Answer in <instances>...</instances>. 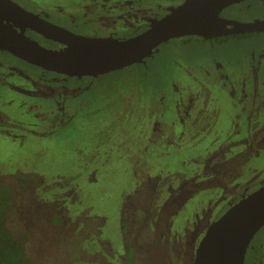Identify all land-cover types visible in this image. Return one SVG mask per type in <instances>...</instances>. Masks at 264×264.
<instances>
[{
  "label": "rangeland",
  "instance_id": "rangeland-1",
  "mask_svg": "<svg viewBox=\"0 0 264 264\" xmlns=\"http://www.w3.org/2000/svg\"><path fill=\"white\" fill-rule=\"evenodd\" d=\"M14 1L60 24L64 10L66 25L88 35L108 31L121 38L133 30L99 25L94 16L114 9L100 0ZM233 9L228 14L237 20L262 18L264 0H245ZM50 81L88 85L66 95L78 110L62 125L42 118L52 95L36 88ZM174 106L182 113L190 106L191 123L174 120ZM147 107L154 116L137 118ZM0 118V175L14 197L6 226L26 237L32 259L40 264H191L188 252L216 214L264 182L262 143L239 158H246L247 173L220 175L204 170L203 160L211 151L243 150V138L264 136V32L225 44L171 39L139 62L96 79L52 73L0 50ZM16 170L35 173L33 184L19 188ZM188 177L186 192L179 191ZM55 214L59 223L51 219ZM263 236L264 226L251 241L250 255L257 262ZM130 247L136 253L128 263Z\"/></svg>",
  "mask_w": 264,
  "mask_h": 264
},
{
  "label": "water",
  "instance_id": "water-1",
  "mask_svg": "<svg viewBox=\"0 0 264 264\" xmlns=\"http://www.w3.org/2000/svg\"><path fill=\"white\" fill-rule=\"evenodd\" d=\"M236 1L182 0L168 6L160 18H150L146 30L121 40H103L75 34L13 0H0V49L47 70L93 77L137 63L171 39L264 31V19L237 22L218 16L222 8ZM8 21L19 31L8 28ZM24 27L64 47L46 48L28 38ZM263 225L264 184L214 217L197 245L192 264H243L250 240Z\"/></svg>",
  "mask_w": 264,
  "mask_h": 264
},
{
  "label": "flooded vegetation",
  "instance_id": "flooded-vegetation-1",
  "mask_svg": "<svg viewBox=\"0 0 264 264\" xmlns=\"http://www.w3.org/2000/svg\"><path fill=\"white\" fill-rule=\"evenodd\" d=\"M89 1H94V0H89ZM181 1L182 0H100L99 3H101L102 5H108V7L106 9H109L110 6H113V5H114V9L109 10V13H111V15L108 13H104V10H102V15L94 16V19H97V22L99 25H102V27L103 26H111V25L121 27L122 31H127V29H129V28L133 29L131 35L123 36L121 38L111 37L110 36L111 32H108V31H106V33H104L102 35H99V34L88 35L85 33L77 32V31L69 28L66 25L69 17L67 19L65 18L67 15L65 14L64 10H61L59 12L60 16L64 20L63 23H61V24L57 23L55 21H51L45 17H42V16L41 17L43 19H46L49 22H52L56 25L64 27V28H66V29L70 30L71 32L78 34V35H82V36L90 37V38H95V39H103V40H121V39L132 37V36L142 32V31L146 30L147 29L146 25H147L148 20L150 18H160L161 16H163L164 14H166L168 12V10H167L168 6H175V5L179 4ZM242 1H245V0H238L232 4L225 6L224 8H222L219 11L218 16L221 18L227 19V20H234L237 22H251L254 20H258V19H264V17H262V18L260 17L258 19H254L251 21H241V20H237V19L231 17L230 14H228V13H232L234 11L233 8H235V6L239 3H241ZM29 5L30 4H26L25 6L27 7ZM20 6H22V5H20ZM22 7L24 9L28 10L24 6H22ZM83 10H85V9H83ZM93 10H94V6L91 5L89 8V14L92 15ZM157 11H158V13H157ZM72 13H73V11H72ZM81 13L82 12H80L78 14V16L83 17L81 15ZM83 15L85 16L86 12H84ZM107 22H109L111 25H105V23H107ZM6 24H7L8 28H10L11 30H16L17 32L19 31V27L16 26L15 23L8 21ZM63 24H64V26H63ZM227 26L229 27V25H227ZM23 32L28 38H30L33 41L38 42L40 45H42L46 48L60 49V48L64 47L62 43H59V42L53 41L51 39L45 38L42 35L38 34L37 32H34L33 30H31L28 27H24ZM262 32H264V31L222 34V35L214 36L211 38H199V37H195V36H186L184 38V40H189L190 38H193L196 40L210 41L212 43L214 42L216 44H220V43L225 44V42L230 38L241 37V36H245V35H252V34H257V33H262ZM0 50H2V49H0ZM2 51H5L8 54H11L10 52H8L6 50H2ZM262 53H263V49L261 48L258 51V55L260 56V55H262ZM11 55L14 56L15 58L21 60V61H24L23 59H20L13 54H11ZM24 62H26V61H24ZM26 63L33 65V66H36V65L31 64L29 62H26ZM36 67H39V66H36ZM39 68H41L43 70H47V69H44L42 67H39ZM18 71L20 73H22L20 70H18ZM47 71H50V72L56 73V74L69 76V77H72V76L73 77H87L89 79H92V78L96 79V78L106 74V73H104V74H100V75L93 76V77L87 76V75H82V76L71 75L70 76L68 74L58 73V72H54L51 70H47ZM110 72H114V71H110ZM110 72H108V73H110ZM55 83H57V82H51L50 81L46 85H37L38 87L36 89L38 91H43V93H44V87H45L46 88L45 92L51 93V95H52V99H51L52 102L50 101L48 104L43 105L42 118H44L45 120H48V119L52 120V121H49L50 123L55 121V125H62L65 121L69 120L73 116L74 112H76L78 110V107H77V109H75V111H74V107H72L70 105L69 100H68V98H70V97H66V95H69V94L72 95V94H76V93L79 94V93L83 92L84 90H86L88 85L87 84L77 85L74 82H72L73 84H69V85H56ZM48 105H51V106H48ZM187 108H189V109L185 110L182 113V111H180L178 108H176L174 106V111H175L174 120L178 121V119H180L182 121L184 120L185 122L187 121L188 123H191V119H192L191 115L193 114V112L189 111L190 106H188ZM47 109H50V111L44 112V110L48 111ZM146 109H147V111L137 112L136 117L137 118H145V116L148 114H152L154 116V111H153L152 107H147ZM199 119H200L199 111L198 112L195 111L194 122L197 123L199 121ZM174 123H177V122H174ZM151 125L153 127V130L158 125V122H156L154 120V117L151 121ZM2 128H3V126H2ZM192 129H193V127L190 126L189 130L192 131ZM263 137H264L263 135H260L259 139H257L258 137H254L253 140H256V141H252V140L243 138L242 140H247V144L244 146L243 150L234 147V148H232V150L227 149V152H224V149H226V148H223L221 151H219L215 154H212V151L209 152L208 155H206L203 158V160H205L204 161V164H205L204 170H207L208 168H210L213 171H216V173L220 174V175L226 174L228 172H232L233 170L236 172L247 173L251 169H250V167L247 166V162L245 161L246 158H244V160H242L241 162H238L236 160V157L241 156L242 154L247 153V152L254 153V151H256V149L258 148L257 143L258 142L261 143L263 141ZM255 167H256L255 170L257 172L258 168L256 165H255ZM189 178H191V177L185 178V180L183 181L184 184L181 185V187H180L181 190L179 189V191L186 192V190H184V188H185V184L189 183L191 181V180H188ZM223 182L225 183V180H223ZM262 184H264V182L261 183L259 186H261ZM198 185L202 186V184H198ZM259 186H256V188ZM256 188H254V189H256ZM222 189L226 190L224 186L222 187ZM254 189H252V190H254ZM252 190H250L249 192H251ZM225 192H227V191H225ZM249 192L242 193L240 195L239 199ZM234 202H236V200L233 202H229V204L225 208L221 209L216 214V216L219 215L222 211H224L226 208H228ZM161 212H163V210ZM201 238H200V240H201ZM251 241H252V239L250 240V242L246 248L243 264H257V263L263 264L264 263V248L261 247V244L258 246V262H257L256 259L252 255H250L251 249H253V247L251 245ZM260 242L264 246V236ZM260 242H258V244ZM198 243H197V245H198ZM196 248H197V246L195 248L191 247L190 252H188V255L191 254V264L193 261V257H194ZM255 248H257V247L254 246V249ZM130 249H131L130 250L131 251L130 256L126 255V260H128V263H130L132 256L136 253L134 247H130Z\"/></svg>",
  "mask_w": 264,
  "mask_h": 264
},
{
  "label": "trees",
  "instance_id": "trees-1",
  "mask_svg": "<svg viewBox=\"0 0 264 264\" xmlns=\"http://www.w3.org/2000/svg\"><path fill=\"white\" fill-rule=\"evenodd\" d=\"M262 143V148H264V137ZM258 144V143H257ZM252 152H247L241 156H237L238 161L241 157H248ZM244 160V158L242 159ZM241 160V161H242ZM232 166V165H231ZM15 178H17L20 183L19 188L24 189L26 183L33 184L36 179V175L33 172H21L16 170ZM14 203L13 190L12 188L4 183L2 179V174L0 175V264H40L34 259H32L27 253L28 247L26 246V237H20L14 234L6 226V219L9 211ZM56 217L51 216L54 223H59L57 214ZM62 219V217H61ZM130 256V255H129Z\"/></svg>",
  "mask_w": 264,
  "mask_h": 264
}]
</instances>
